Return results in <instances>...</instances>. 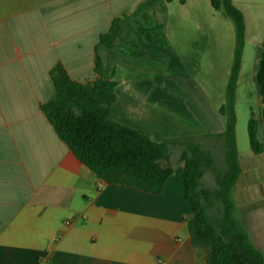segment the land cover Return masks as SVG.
Returning <instances> with one entry per match:
<instances>
[{"label": "crops", "instance_id": "crops-1", "mask_svg": "<svg viewBox=\"0 0 264 264\" xmlns=\"http://www.w3.org/2000/svg\"><path fill=\"white\" fill-rule=\"evenodd\" d=\"M124 1L0 0V264H206V252L193 247L187 229L193 212L184 194L182 162L171 164L173 174L160 195L104 184L57 136L41 111V105L55 96L51 70L56 65L64 66L77 82L96 79V45L119 16L120 6L115 4ZM233 4L243 12L246 27L236 98L242 171L234 190L241 196L239 206L248 205L241 224L264 253V154H254L250 143L247 148L240 144L237 110L244 88L250 96L247 115L243 114L246 134L249 120L260 119L257 137L263 142L264 25L257 26L256 18L264 16V10L248 20L234 0ZM197 11L203 18L202 8ZM208 16L216 20L215 46L220 52L227 42L223 33L231 37L223 88L209 96L193 77L147 71L142 61L158 46L129 33L145 43L141 46L121 31L117 44L103 54L108 67L115 69L114 76L109 71L117 84L112 121L157 142L224 133L225 119L218 110L226 102L236 34L233 22L220 12L213 9ZM214 26L204 29L203 37L213 33L215 38ZM253 31L259 37L250 42ZM192 55L190 60L197 61ZM221 60L220 54L216 62ZM166 84L170 93L163 88Z\"/></svg>", "mask_w": 264, "mask_h": 264}, {"label": "trees", "instance_id": "trees-1", "mask_svg": "<svg viewBox=\"0 0 264 264\" xmlns=\"http://www.w3.org/2000/svg\"><path fill=\"white\" fill-rule=\"evenodd\" d=\"M163 1L171 3L173 0H146L138 11ZM210 3L215 11H222L233 22L236 34L226 102L218 110L225 119V131L220 134L226 145L227 169L224 173L213 165L211 156L200 147L197 137L157 142L149 134L109 118L117 99V84L109 78V67L103 54L116 44L119 32L127 22L126 15L114 18L109 30L99 38L95 48L96 79L77 82L64 66L56 65L51 70L55 96L41 105V111L78 160L107 185L162 194L173 174L172 166L163 165V161L172 145L182 143L186 148L181 156L184 194L193 212L187 229L193 247L206 252V264H264V253L254 246L247 230L236 219L234 204L229 199L242 171L236 139V98L246 41L245 19L233 0H210ZM111 74L114 76V71ZM261 126L260 119L249 120V143L256 155L264 154V139L260 142L257 137ZM205 170H211L215 175L216 195L201 189L200 180ZM211 194L215 196L214 202L223 199L225 211L220 220L209 214V205L213 202L210 203L207 195Z\"/></svg>", "mask_w": 264, "mask_h": 264}, {"label": "rangeland", "instance_id": "rangeland-1", "mask_svg": "<svg viewBox=\"0 0 264 264\" xmlns=\"http://www.w3.org/2000/svg\"><path fill=\"white\" fill-rule=\"evenodd\" d=\"M174 3H167L165 1L148 6L142 10L138 9L143 5L146 0H127L124 1V4H115L116 7L120 6L119 16H127V22L122 26L120 32L122 31L123 35L128 39L136 38L134 35L129 33H138L141 35L146 44H152L158 46V49L153 51L151 56L147 59H143L142 67L147 69V71L161 72L160 76H189L193 77L201 86L204 87L205 91L209 96H213L216 92L223 88L227 77V68L225 67L227 57L231 51L228 49L229 35L227 32L223 33L222 38L226 37V47L220 52L215 46L219 38V33L216 32L217 26H214L215 19H210L207 17V11H212V6L210 5L209 0H173ZM189 1L187 6L185 4ZM234 2L240 6L242 10L247 15V19H254V15L260 16V10H264V0H234ZM114 5V4H113ZM121 6H126L124 11L121 10ZM206 6V7H205ZM114 7V6H113ZM202 8L204 17L202 18V12H198ZM196 9V11H195ZM138 11V12H137ZM222 15L225 14L222 11H218ZM226 17V16H225ZM113 18V19H114ZM259 24L257 26L264 25V16L258 18ZM230 21V19H229ZM232 23V22H231ZM211 26L215 27V32L217 35L212 36L205 35L204 29H209ZM255 29V27H253ZM128 33V35H127ZM233 34V33H232ZM259 37L255 32L248 34V40L251 42L252 38ZM140 38V37H139ZM253 40V41H254ZM231 41V40H230ZM145 43L139 41L137 44L144 46ZM194 43V46L191 49V45ZM117 44V42H116ZM121 45V42H119ZM128 43L124 42L122 47H126ZM134 44V42H133ZM133 51H140V47H129ZM144 49V48H142ZM188 50L192 51L189 52ZM144 51V50H143ZM190 53V54H189ZM195 54L198 56L197 61H191L189 55L193 56ZM221 54L222 60L218 64L216 62L217 58ZM203 56L206 60L202 61ZM172 57H177L178 61L173 60ZM179 57V58H178ZM189 59V60H188ZM252 56L248 59V64L246 66L247 72L250 68V60ZM177 63V64H176ZM113 67H109L110 73L113 72ZM145 71V70H144ZM115 72V69H114ZM143 72V71H142ZM168 88L170 93L169 84L163 85V88ZM240 87V86H239ZM177 89L175 88V91ZM249 90H251L249 88ZM216 91V92H214ZM239 91V90H238ZM214 92V93H213ZM213 101L215 99L212 97ZM250 96L248 90L241 89L240 94H238V116H239V139L240 144H243L248 147L249 137L246 134V119L244 115H247L245 104L249 101ZM179 104V102H177ZM216 104V103H215ZM172 106H167V111L171 112ZM178 108V107H177ZM244 114V115H243ZM246 134V135H243ZM197 142L200 144V147L203 151L209 153L212 158L213 165L218 168L221 173H224L227 169L226 164V145L225 140L220 135L217 136H208V137H197ZM244 141V142H243ZM246 141V142H245ZM243 151V147L241 146ZM186 152L185 146L181 143L178 145H172L167 154V158L163 161V165H170L175 163V160L181 162L182 154ZM201 189L205 191L212 192L213 194L218 190V184L215 179V175L211 170H205L201 177ZM234 190V188H233ZM231 190L229 199L234 204L235 216L236 219L242 223L241 213L244 212L245 208L239 206L241 196L237 190ZM209 214L211 217L220 220L223 218V211H225V205L223 204V199L216 200L214 202L215 196H209ZM234 199V200H233ZM235 201V202H234ZM238 205V208L236 205Z\"/></svg>", "mask_w": 264, "mask_h": 264}]
</instances>
